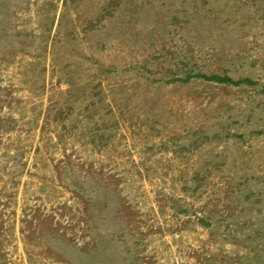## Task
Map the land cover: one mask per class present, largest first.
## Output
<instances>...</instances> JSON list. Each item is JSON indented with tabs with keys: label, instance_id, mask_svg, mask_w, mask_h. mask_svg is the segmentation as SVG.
<instances>
[{
	"label": "rangeland",
	"instance_id": "rangeland-1",
	"mask_svg": "<svg viewBox=\"0 0 264 264\" xmlns=\"http://www.w3.org/2000/svg\"><path fill=\"white\" fill-rule=\"evenodd\" d=\"M0 264H264V0H0Z\"/></svg>",
	"mask_w": 264,
	"mask_h": 264
},
{
	"label": "trees",
	"instance_id": "trees-1",
	"mask_svg": "<svg viewBox=\"0 0 264 264\" xmlns=\"http://www.w3.org/2000/svg\"><path fill=\"white\" fill-rule=\"evenodd\" d=\"M205 77L208 78H214L216 80H226V81H231V79H229V77L226 76H221V75H217V74H213V75H204Z\"/></svg>",
	"mask_w": 264,
	"mask_h": 264
}]
</instances>
